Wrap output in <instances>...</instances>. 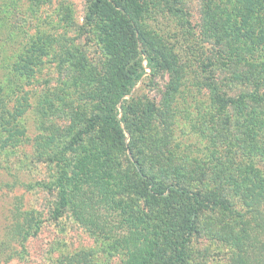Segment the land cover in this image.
Segmentation results:
<instances>
[{
  "label": "rangeland",
  "instance_id": "1",
  "mask_svg": "<svg viewBox=\"0 0 264 264\" xmlns=\"http://www.w3.org/2000/svg\"><path fill=\"white\" fill-rule=\"evenodd\" d=\"M132 2L144 9L150 3L148 8L153 13L150 15L145 9L141 28L154 50L183 60L188 58L185 48L189 38L197 43L198 32L205 28L202 12H207L206 6L220 13L237 8L230 0ZM154 3L157 5L153 6ZM89 6L88 0L0 3V80L14 81V85L7 84L2 91L0 103V264L124 262L123 254L113 245L114 237H106L100 229L80 222L72 214L73 207L62 214L56 211L57 183L62 174L59 157L63 153L65 158L73 159L83 152V146L64 148L97 112L99 97L94 92L112 75L114 58L118 67L130 57L114 48V38L110 39L114 28L109 23L100 18L87 20ZM167 8L173 9L171 12L180 18L188 13L190 22L197 26H194L195 35L191 36L188 28L177 29L178 34L168 32L167 28L176 24L167 15H162L157 25L153 14ZM142 46L139 40L138 47L142 49ZM178 49L182 50L180 55ZM193 56L189 60L190 81L181 83L178 91L169 90L172 80L169 73L156 77L149 69L133 86L127 98H142L153 111L139 145L146 159L152 160L155 169L160 170L169 165V157L175 165L184 167L217 155L211 164L215 168L209 175L222 179L221 187L224 185L228 190L232 196L230 201L238 211V214L223 210L203 213L199 231L186 247L180 264H264V249L251 255V250L245 248L247 238L264 241V133L254 131L255 124L249 119L237 121L229 110H219L209 98L211 91L197 86V80L202 82L209 75L212 65L209 58L216 57L218 62L216 53ZM19 102L22 104L19 109H23L21 115L9 113ZM228 116L234 123H229ZM129 155L116 154L122 166L120 170L115 165L118 170L114 175L118 180L134 177ZM167 168L172 171V167ZM244 172V181L237 186ZM252 181L256 182V188L252 189ZM248 187L250 195L240 197L241 192L248 194ZM132 191L127 195L128 202L139 208L140 197ZM82 199L74 195L72 200ZM14 206L33 209L42 219L36 235L30 236L23 245L18 242V231L33 214L18 210L15 225L6 234ZM109 220L112 223L106 224L114 225L117 221L112 217ZM160 235L158 257L147 264H160L171 255L164 230L160 229Z\"/></svg>",
  "mask_w": 264,
  "mask_h": 264
},
{
  "label": "trees",
  "instance_id": "2",
  "mask_svg": "<svg viewBox=\"0 0 264 264\" xmlns=\"http://www.w3.org/2000/svg\"><path fill=\"white\" fill-rule=\"evenodd\" d=\"M88 1L90 6L87 20L100 18L109 23L114 28L111 36L108 35L110 39L114 38V48L130 57L128 60L124 58L126 63L118 67L114 58L112 75L107 76L101 82L102 88L94 92V96L99 97L97 112L87 119V126L71 137L68 146L64 148L83 146V152L73 159L65 158L63 153L59 157V161H62V174L57 183L59 200L56 211L62 214L73 207L72 214L80 222L100 229L108 235L106 237H114L115 249L124 256L123 264H147L157 258L156 250L161 241L162 229L166 233L171 255L160 264H180L186 247L199 231L203 213L223 210L238 214V211L230 201L232 196L228 190L224 185L221 187L222 179L209 175L215 168L211 164L217 155L207 156L201 163L192 162L191 166L184 167L175 165L169 157V165L166 166L172 167L171 172L166 166L165 170L155 169L153 161L146 159L139 145V140L144 137L143 131L150 123L148 119L153 116L152 108L142 98L127 96L131 95L133 86L146 74V69L156 77L169 73L172 77L169 90L174 93L181 87V83L190 81L189 60H192L193 55L216 53L218 62L216 57L209 58L212 59L209 75L202 82L197 80V86L211 91L209 98L219 110H229L232 118L237 121L249 119L255 124L254 131L264 133V0H230L237 8L224 13L213 12L209 10L210 6H206L207 12H202L205 28L198 32L197 43L194 38H189L190 43L185 48L188 52L186 60L157 52L145 37L141 28L142 19L144 11H150V3L146 5V11L132 0ZM171 11L173 9L167 8L166 11L153 14V21L158 25L159 20L163 19L162 15H167L176 24L168 27V32L177 33L179 28H188L189 34L194 36L197 26L190 22L188 13L182 14L180 18L179 14ZM152 13L153 10L149 14ZM139 40L142 49L138 47ZM179 51L182 50H177L180 55ZM143 61H146L145 65ZM11 81L0 80L1 104V93L7 84L14 85V81ZM21 105L19 102L11 110L13 112L9 113L21 115ZM228 117L229 123H232L233 120ZM121 152L127 155L130 153V165L134 171V177L130 179L126 176V181L118 180L114 175L118 170L115 165H119L122 170L121 162L116 157ZM244 175L245 172L239 176L241 181L237 186L244 181ZM236 180L238 178L233 182ZM251 184L252 189L256 188L255 181ZM130 191L140 197L139 208L132 207L128 202ZM246 192L248 194L241 192L240 197L249 196L251 188H246ZM74 195L83 199L72 200ZM18 210L33 214V218L30 215L18 231V242L23 245L30 236L36 235L42 219L33 209L14 206L6 234L15 225L14 216ZM111 217L117 219L115 224H106L112 223L109 220ZM250 239L247 238L248 245L245 248L246 251L251 250V255H256L260 248L264 249V241ZM257 257L260 258V255L257 254Z\"/></svg>",
  "mask_w": 264,
  "mask_h": 264
}]
</instances>
